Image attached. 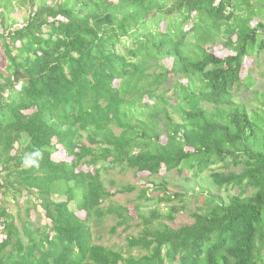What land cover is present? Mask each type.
<instances>
[{"label": "trees", "instance_id": "obj_1", "mask_svg": "<svg viewBox=\"0 0 264 264\" xmlns=\"http://www.w3.org/2000/svg\"><path fill=\"white\" fill-rule=\"evenodd\" d=\"M252 58L264 0H0V264H264V94L234 102ZM189 171L216 193L164 178Z\"/></svg>", "mask_w": 264, "mask_h": 264}, {"label": "rangeland", "instance_id": "obj_2", "mask_svg": "<svg viewBox=\"0 0 264 264\" xmlns=\"http://www.w3.org/2000/svg\"><path fill=\"white\" fill-rule=\"evenodd\" d=\"M163 28H165V24L162 25ZM212 53L219 57V58H226L227 56L231 55L232 53L225 48L222 43L215 44L212 46ZM262 67L259 68L256 66L255 60L252 59H246L243 72H242V77H246L247 73L250 72V75L254 77L255 84L253 88L249 91L246 92L244 91L243 86L240 89L239 93H236V96L234 97V102L236 105H240V107L246 106V110L253 115V113L260 107H262V101L263 100H255V93L264 94V58H262ZM168 67L169 69L171 68V61H168ZM174 82V81H172ZM54 159L56 161H69L72 160L64 151L61 149L58 153L54 154ZM222 165L215 166L214 168L220 167ZM244 166H239V167H233L231 170H234L238 173H240L243 170ZM228 171V170H226ZM211 171H206L204 174L201 176L200 179H194L192 172H187L184 177H177L175 174H169V175H164L165 180L170 184V187L173 191L175 192H181L182 188L186 189L188 193H194V192H199V193H216V187L213 185L212 180L210 178ZM185 178H188L190 180H187ZM139 178H135L133 172H125L122 173L121 175L116 176V180L120 184H139ZM155 181L157 183L161 182V178L157 177L155 178ZM253 193L252 189L249 188L246 192L247 196H251ZM221 196L227 200L229 196H234L239 194V189H229L227 192L226 190H222L220 193ZM138 196H139V191H136L134 193L130 194H124V195H118L117 197L113 198V202L117 205H126V206H131L133 208L134 204H136L138 201ZM203 198V197H202ZM175 204H181L180 200H177ZM192 207H196L197 205L192 203ZM200 206V203L198 204ZM83 216L84 214L81 213ZM30 221L35 223L36 226H44L49 223V220L45 218V215L42 213V210L39 209L38 212L33 211L31 212V218ZM179 222H190V219L187 217H182L179 219ZM112 225V224H111ZM106 228H109L108 226ZM123 229H120L118 231V234L115 236H111V234L108 231L104 232V243L108 245H115L118 244L121 247H124L127 243L124 240L126 237V234H124Z\"/></svg>", "mask_w": 264, "mask_h": 264}, {"label": "clouds", "instance_id": "obj_3", "mask_svg": "<svg viewBox=\"0 0 264 264\" xmlns=\"http://www.w3.org/2000/svg\"><path fill=\"white\" fill-rule=\"evenodd\" d=\"M34 155H39V153H35ZM31 161H29V160H25V163L27 164V163H30Z\"/></svg>", "mask_w": 264, "mask_h": 264}]
</instances>
